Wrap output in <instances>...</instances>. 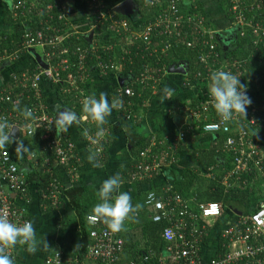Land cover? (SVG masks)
Masks as SVG:
<instances>
[{"label":"built area","instance_id":"built-area-1","mask_svg":"<svg viewBox=\"0 0 264 264\" xmlns=\"http://www.w3.org/2000/svg\"><path fill=\"white\" fill-rule=\"evenodd\" d=\"M9 5L14 19L21 18L23 22L27 19V10L24 2L20 0H3ZM92 7L95 22L90 24L88 32L90 43L85 47L77 45L73 51L75 60L62 57L54 61L56 50L61 42L72 34L80 33L64 30L62 33L55 30L52 25L45 27V31H53L45 34L43 29L22 28L23 34L10 55L1 57L0 61H14L19 59L20 53H28L35 49L40 53L45 66L37 62L31 69L20 72L12 77V88H0V118L7 123L6 131L18 129L33 135L37 130L40 132L39 139L43 142L40 149L22 150L17 152L19 157L30 161L35 171L47 175L48 180L41 186L40 199L56 207L64 192V187L58 180L54 168L56 166H69L75 171L78 159L75 152L74 141L63 132L56 131V122L49 113V105L42 96L41 83L49 85L58 84L63 93H80L83 95L84 85L89 79L92 70L98 76L109 74L119 75L126 65H131L136 57L143 60L142 69L132 76L126 77L124 86L118 87L116 93V107L125 118L136 117L129 112L130 100L125 98H141L146 88L155 89L163 76L166 74V66L162 62V56L169 50L170 44L157 48L153 41L156 32H162L169 37H174V43L183 45L185 48L196 52V80L204 75L209 83L210 75L217 71H226L238 75L243 68V63L228 58L217 60L218 53L214 51L216 46L215 30L207 25L204 16L199 12L181 14L178 3L182 0H141L144 6L151 10L160 7V13L155 18L135 25L125 18H117L114 13L105 7L103 0H86ZM166 1V3H163ZM228 12L233 26L238 29L239 36L252 37L253 43L264 41V25L254 17L247 16L246 12L252 10L247 0H226ZM59 3V9L64 10L66 0H55ZM161 3L164 7L161 6ZM49 4L47 9H51ZM19 11V12H18ZM259 21V22H258ZM106 26L117 35L123 36L122 43H102L98 33L94 30L100 26ZM72 28V27H71ZM191 35V39L188 38ZM81 35V34H80ZM84 35V34H83ZM95 38V39H94ZM102 54H108L104 57ZM94 57V64L90 65L86 59ZM212 57H209V56ZM148 56V57H147ZM30 70V71H29ZM131 72V69H130ZM245 72V71H244ZM125 77V76H124ZM187 80V79H186ZM151 83V84H150ZM248 83V80H247ZM138 87L137 92L134 88ZM15 88L19 89L14 92ZM84 96V95H83ZM195 109L187 102L184 112L192 119L202 121L201 130L206 127L214 129L209 134L225 135L223 150L230 157V166L224 168L220 183L225 189L231 187H247L260 182L262 193L256 202L255 209L250 213H238L226 228L216 235V245L221 240V250H214L207 256L210 244L211 230L209 221L220 216V205L214 201L202 202L198 199L196 192L187 195L176 191L171 184H165L159 192L149 191L146 193L143 206L145 216L154 223H163L161 240L163 248L161 255L155 259V264H264V153L259 145L258 136H255L254 127L259 118L264 120V107L259 110L256 105L246 109L243 115H234L232 120L224 122L216 115L211 119L210 115L215 111L210 93ZM29 100L27 109L32 116L27 122L23 121L19 113L20 99ZM8 105L4 108V105ZM86 122L94 123L88 116L84 117ZM196 124L185 123L177 136L169 140L151 137L150 142L141 149L131 166L130 178L132 182H143L152 179L161 173L167 160H172V154L179 142L185 139V135L192 131ZM88 129L85 133V142L89 144L94 153H102V143L105 141L101 130L98 133ZM255 172L254 174H251ZM213 179L215 175L210 173ZM152 199H149V197ZM30 197L26 178L19 168V163L13 155L5 148H0V216H5L10 222L23 225L29 220L26 218L25 204ZM18 201L22 204L18 205ZM133 216H137L134 213ZM89 230V243L86 247V258L96 260L101 264H135L134 260L121 263L123 240L119 232H111L107 224L100 220H93V215L87 217ZM207 239V243L205 240ZM218 240V241H217ZM0 254L13 257V247L0 246ZM85 260V258H84ZM84 260L74 258L67 260L61 252H55L47 256L44 264H84ZM149 260L144 255L142 262Z\"/></svg>","mask_w":264,"mask_h":264},{"label":"crops","instance_id":"crops-1","mask_svg":"<svg viewBox=\"0 0 264 264\" xmlns=\"http://www.w3.org/2000/svg\"><path fill=\"white\" fill-rule=\"evenodd\" d=\"M112 1L113 4H115V8V6L124 0ZM188 1L194 2V5L200 4L204 11L208 13V16H205L208 21L210 20V22H213L216 20L214 16L220 11L221 5L218 0H185V2ZM64 8L65 12L63 16L69 23V27L85 35L89 29V22L83 0H66ZM4 15L5 10L1 6L0 34L6 35L17 32L19 26L5 21L3 18ZM131 21L132 23L135 22V25H142L146 20L143 18L139 20L138 15H135L131 18ZM214 30L217 31L221 38L225 37L224 42L228 44L230 40L229 37L234 33V26L228 25L226 21L223 22L222 26L218 28L214 27ZM228 31L231 33H228ZM86 36L91 37L90 35ZM35 61V57L33 58L31 54H28L18 62L13 63L10 71L17 72L31 69ZM130 75L131 74L126 75L123 78L125 79ZM121 78L122 77L117 74H112L104 79H93V85L97 91V98H99L101 93H104L109 99V102L112 103L113 94H110V91L113 85L118 83V80ZM186 79V77L178 74L167 73L164 75L157 87L150 90V96L144 98L142 106L137 109V118L133 120L134 127L131 126L128 128L126 126H121L119 119L123 117V115L119 112L116 113L113 109L111 115L105 118L103 125L98 126L96 122H86L84 117L87 115L84 113L81 115L83 118L82 122H74L68 128L67 132H63L74 141L78 163L74 172L70 170L69 166H56L54 168L58 180H60L64 187V192L58 204L59 206L57 205L58 207L51 206L49 202L40 199L41 186H39V176L36 173L32 176H27L26 173L34 171V168L32 167V163L26 160V158H24V160L21 159L20 167L24 178H26L30 194L28 201L25 204L23 203V206H25L26 209V218L33 224L36 233V241L35 251H29V245L17 243L15 246H12V259L14 264H44L45 258L53 255L55 252H61L65 259L71 260L75 257L78 258V254L81 251H84L82 255V260L85 258L83 261L84 264H101L96 260L86 258L85 247L88 245L86 240L90 239L83 238L81 231L83 225L80 224L78 215L82 213V207L85 206L86 209L84 213L87 222H85V226L89 228L90 225L88 224L87 217L93 215L92 209L94 205L100 202L98 200L97 191L101 183L109 177L116 176L117 174L119 175L121 180L119 192H127L131 197V203H134L137 197H142L144 200L146 193L149 191L159 192L165 184H171L176 191H179V187L177 188L176 186H179L180 181H183L184 177H190L191 179V186L188 188L187 194L192 191L196 192L198 195V193L201 194L200 192H204L209 186L212 179L210 173L215 176L218 174L222 176L225 165L224 158H228L223 150L224 139L215 143V136L207 133L208 135L206 134L203 136V140H201L202 143L199 144L200 147L196 145L199 140L197 142L193 139L186 140V134L184 139L186 145L183 147L178 146L172 154L173 159L166 161L167 164L157 176L145 180L146 182L143 181V183L129 180L131 172L129 165L133 160L129 154V147L137 138H140V136L142 137V135L154 133L163 140L165 139L168 141L177 136L185 123L197 125L198 121L187 116L183 109L184 103L191 102L190 97L195 92L192 81ZM42 85V96L44 95L43 98L45 97L44 99L47 100L50 112L53 116H55L60 108H71L70 104L72 101L81 106L83 100L87 98L85 90L83 92L84 96H81L80 93H63L59 91L60 94L65 96V100L67 99L65 101L57 97L55 90L49 84L44 83ZM165 88L171 90V98L162 102L161 98ZM206 90L207 91L203 93H209V83L206 84ZM63 102H70V104H63ZM179 111L183 112V117L179 115ZM216 115L217 113L214 111L210 115V118L214 119ZM257 122L260 123V121ZM88 129L91 131L90 134L93 132L98 133V131L101 130L105 139L102 143V153H94L93 150L90 149L89 144L85 142V133ZM254 130L255 136L260 138V136L257 135L259 133H257L256 127H254ZM13 134L12 136L16 138V133L13 132ZM38 149H40V147L35 150ZM198 151H201L200 154L206 158L210 151H213L216 155L218 154V156L215 162H209L208 157V159L204 158V161L199 164ZM90 155L94 157L92 161L88 159ZM126 169V174H123L122 172ZM256 183L251 187L254 185L260 186L259 182ZM261 189L262 188L259 187V191H255L253 198L254 205H256V202L261 197ZM117 194L118 193H114L112 199H115ZM17 204H22V201H18ZM238 211L239 209H237V207H234V209L231 208L228 210V213H224L218 219L209 221V225H212V230L208 248L213 249L215 247L216 235L230 224L234 218L233 214L237 215L240 213ZM84 244L85 247H83ZM212 252L213 250H209L205 252V254L209 256ZM128 254L129 252H126L125 259H128ZM128 261L129 260H125V262Z\"/></svg>","mask_w":264,"mask_h":264},{"label":"trees","instance_id":"trees-1","mask_svg":"<svg viewBox=\"0 0 264 264\" xmlns=\"http://www.w3.org/2000/svg\"><path fill=\"white\" fill-rule=\"evenodd\" d=\"M24 2L25 9L27 10V17L26 21L23 22L21 18L14 19L11 12H9L8 8L9 5L3 1L0 0V7L4 8L5 10V15L3 16L4 20L11 23V24H16L19 26V29L17 32L13 34H0V58L1 57H6L10 55L13 51H15L16 44L20 41V36L23 34L21 30V25L23 24L22 28H29L30 30L35 28V29H43L45 34H52L53 31L49 30L48 32L45 31V27L48 25H52L55 30L60 31L62 33L64 30L70 29L69 31H74L73 28L69 27V23L66 21V19L63 16V13L65 12L64 10H60L59 7L60 5H57L59 3H55V0H20ZM105 7L107 9H110L114 15L117 18H125L129 22H131V18L134 17L135 15H138V19L141 20L142 18L145 19L146 21L151 20L152 18H155L157 14L160 13V7L156 6L151 10H148L144 4L143 1L141 0H133L135 3L136 10L133 14L130 15H122L119 12L114 11V5L112 0H103ZM249 3V6H252V10H248L246 12L247 16H252L254 17L253 23H257V19L260 20V23L264 25V0H247ZM14 2H16L14 0ZM220 2V11L215 17L216 20L213 22L208 21L210 25L213 27L218 28L219 26L223 25V22H228V25L233 26L232 24V19L229 15L228 12V4L226 0H218ZM163 3H166V1H163ZM52 5L51 9H47L48 5ZM85 12L88 17V22L89 25L95 22V15L93 13V9L91 5L86 1L83 0ZM194 2H185V0H182L180 3H178L179 11L181 14H189L191 12H199L203 16H208V13L204 11V9L201 7L200 4L194 5ZM161 6L164 7V5L161 3ZM222 7V8H221ZM19 12V11H18ZM259 22V21H258ZM135 23V22H134ZM23 28V29H24ZM94 33H98V36L95 37ZM188 38L191 39V35L188 34ZM93 36L95 38L101 39L103 42L102 43H122L124 40L123 36L117 35L113 30H108L107 27L100 26L98 29L94 30ZM94 38V39H95ZM219 39L221 37L219 36ZM252 37H243L241 38L238 33V29L234 27V38L233 40L229 43L226 44L222 40H215L216 46L214 48V51L218 53V59L225 60L228 58H233L236 59L240 62L243 63V68H245V72L241 70L239 72V81L242 85H244V90L246 91L247 96L250 98L251 103L253 105H256L259 114H260V109L264 107V41L259 42L254 44L253 43ZM174 37H169L166 34L162 32H156L153 36V41L156 43L157 48H160L164 46L165 44H170L169 50L166 52L164 56H162V62H164L166 68L170 64L177 63L180 61H186L189 67V73H188V78L192 83L194 84V90L195 92L191 95V102H190V107L191 108H196L199 105V102L204 99V96L206 93H203L206 90V84L208 83L207 80H201L202 78H205L204 75L199 77L197 80L194 77V73L196 72V60H195V55H196V50L193 51L191 49L185 48L183 45L176 44ZM90 43V40L86 35L83 34H72L68 37H66L60 44V47L56 50V54L54 56V61H58L60 58L65 57L69 58L70 60H75L76 55L73 56V51L77 45H80L81 47H85ZM40 53L36 51L35 49L29 50L28 53H20L19 54V59L16 61H0V88H12V82L13 79L12 77L14 75L19 74L22 71H14L11 72L10 68L13 65V63L18 62L20 59L25 57L28 54H31V56L34 58V54ZM104 57L108 54H102ZM148 57V56H147ZM209 57H212L211 55ZM90 65L94 64V57L89 56L88 59H86ZM9 63V64H8ZM142 64L143 60L138 56L133 60V63L131 65H126V67L123 69V71L119 74V76H126L129 74H132V72L138 73L142 69ZM131 69V72H130ZM30 71V70H29ZM234 71L231 70V74H233ZM112 74L106 75V76H98L97 72L95 70L91 71V74L89 76V79H87L86 82H89V85L86 84L84 85V90L87 94V97L89 96H95L97 98V91L95 90V86L93 85V79L98 78V79H104L107 76H110ZM238 76V75H236ZM4 78V79H3ZM248 80V83H247ZM41 83L40 86H43ZM151 84V83H150ZM56 92L57 97L60 99L65 100V96L60 94V86L58 84L56 85H50ZM124 86V84H123ZM119 87V83H115L110 91V94H113V101L112 103L117 104L116 102V93L115 90L116 88ZM138 87H135L134 90L137 92ZM19 89L15 88L13 90L14 92L18 91ZM150 89L146 88V90L143 92V98L149 97L150 96ZM44 96V95H43ZM45 98V97H44ZM98 99V98H97ZM125 101L128 99L130 102H132L134 105H130L129 107V112L136 113L137 109L142 106V101L136 97H130V98H125ZM142 99V98H141ZM67 100V99H66ZM65 100V101H66ZM47 102V100L45 99ZM48 103V102H47ZM70 104V102H68ZM67 102H63V104H67ZM251 103L246 106V108H249L251 106ZM29 104V100H26V98H21L20 99V104H19V113L23 118L24 122H27L30 120V118H24L22 113L25 108H27ZM71 108L68 107L69 109L73 110L76 114L77 117L81 116L84 114L82 105L79 106L78 103L73 102L70 104ZM4 108H7L8 105H4ZM116 113H118V110L114 108ZM180 110V109H177ZM180 112V113H179ZM179 115L183 117V112L179 111ZM49 113L50 108H49ZM85 115H87L85 113ZM243 115V114H242ZM245 118L244 116L242 119ZM215 119V118H214ZM133 118H125L124 116L119 119L121 126H126V127H134L133 124ZM257 121H260L258 123ZM256 121V129H257V135L260 136L259 140V145L261 146L262 150L261 152L264 153V120H260L257 118ZM201 123L202 121L197 122V125L195 128H193L192 131L188 132L186 135V140L193 139L195 142L198 140V144L196 145L198 147L203 140V136L206 135L207 133H204L201 131ZM133 129V128H132ZM6 131V129H5ZM13 132L16 133V138H14ZM40 132L37 130L33 135H27L26 132H20L17 129H12L10 130V139L12 140V143L10 142L8 145H6L4 148L10 151V153L13 155L15 160L19 163V168L21 164V159L16 151L15 148L22 143L26 149L32 150L39 148L43 142L39 139ZM208 135V134H207ZM218 136L215 137L217 143L219 140H223L225 138V135L222 134H217ZM212 136V135H211ZM149 135H142L140 138H137L132 144H130L129 147V154L132 157V161L129 165L130 169L131 166L134 162V158H136L139 150L143 149L149 142ZM202 137V138H201ZM170 143V142H168ZM185 140H182L179 142L178 146L183 147L185 146ZM176 147V149L178 148ZM199 152V157L198 161L199 164H201L206 158L205 156H202ZM227 157L229 156L228 154H225ZM218 154H214L213 151H210L208 157V161L210 162H215L217 159L216 157ZM24 160V159H22ZM225 165L224 168H228L230 166V157L224 158ZM128 167V168H129ZM164 168V166H163ZM162 168V169H163ZM126 170H124L122 173L126 174ZM38 174L39 179H40V184L39 186H42L46 181L48 180L47 175L42 174L37 171H32L26 173L27 176H32L34 174ZM255 172H252L251 174H254ZM193 176V175H192ZM191 176V178H192ZM220 178L221 174H218L215 176L213 179H211L209 186L207 187L204 192H200L201 194L198 193V199L202 202L206 201H214L217 202L220 205V216H222L224 213H228V210L231 208L234 209V207H237L239 209L238 212L240 213H250L255 209L254 205V195L255 191H259V185L256 186L254 185H249L247 187H231L229 189H225L222 184L220 183ZM146 182V181H145ZM143 183V182H142ZM257 184V183H256ZM260 184V182H259ZM191 186V179L190 177H184L183 181H180L179 186H176L179 191L186 195L188 192V188ZM258 187V188H257ZM261 188V187H260ZM262 190V189H261ZM262 193V191H261ZM260 193V194H261ZM143 198L137 197L135 202L132 203L133 206L139 205L140 207L136 208V210L132 213L129 214V218H126L125 221L123 222L122 229L120 230V237L123 240V249H122V254H121V263H124L125 260H134L135 264H155V259L157 256L161 255V251L163 248L162 240H161V231L163 228V223H154L151 222L146 216V210H144L143 206ZM142 201V205H141ZM59 206V205H58ZM57 206V207H58ZM86 207H82V213L78 215L80 219V224L83 225L81 227L82 235L83 238L88 239L89 238V230L91 227L88 228V226H85L86 222V215L84 213ZM134 213L137 214V216H133ZM219 216V217H220ZM233 216H235L233 214ZM219 217L215 218L218 219ZM213 219V220H215ZM87 223V222H86ZM211 229V227H210ZM218 241V240H217ZM87 244L89 243V240H86ZM205 243H207V239L205 240ZM221 240H219L217 246H215L213 249L208 248L207 250H217L219 253V250H221L220 247ZM85 247V244L84 246ZM86 248V247H85ZM126 252H129L128 254V259H125ZM84 251L80 252L78 254V259L82 260V255ZM144 255L149 256V260L147 262H142V258ZM63 256V253H62ZM264 259V255H263Z\"/></svg>","mask_w":264,"mask_h":264},{"label":"clouds","instance_id":"clouds-1","mask_svg":"<svg viewBox=\"0 0 264 264\" xmlns=\"http://www.w3.org/2000/svg\"><path fill=\"white\" fill-rule=\"evenodd\" d=\"M204 18L207 21L208 27L214 30V27H212L210 23H208V20L206 19L205 16ZM215 37L217 41L221 40L219 39V34L217 33V31L215 32ZM88 39L90 40V38ZM222 41H225V38ZM229 43L230 41L228 42V44ZM35 55H38V53L34 54V57L36 59L35 62H37V58ZM169 66H167L166 68V74ZM186 66H187L186 74L184 76L183 75L181 76L189 79L188 78L189 67L187 62H186ZM121 77L122 78L120 80L122 81V84H119V87L125 84V80L123 78L124 76ZM238 77L239 76L233 75L226 71H217V72H213L210 75V80H209L210 98L213 102V108L215 112L224 122L231 121L234 115L243 114V116L245 117V111L246 109H248L246 108V106L251 103L250 98L247 96L246 91L244 90V85L240 83ZM120 80H118V83ZM170 92L171 90L168 88H165L163 90L164 94L161 98L162 102L165 101L166 99L171 98ZM141 98L138 99H140L143 103L144 101L143 95L141 96ZM186 104L184 103L183 107H185ZM131 105L134 104L131 102ZM115 107H116L115 103H110L109 99L104 93H101L98 99L95 96L87 97L83 100V104H82L83 112L86 113L87 116L92 121H95L98 126L104 124L105 118L111 115ZM133 114L136 115V117L134 118L136 119L137 114L136 113ZM22 115L24 118L27 119L32 116V112L30 109L25 108ZM53 117L55 120V116ZM77 119H78L77 114L72 110L70 109H64V111L59 110L55 121L56 131L60 133L67 132L68 128L74 122H76ZM6 128H7V123L5 119L0 118V148H4L10 142L12 143V140L10 139V135H9L10 131H5ZM204 131L213 132L214 129L206 127ZM149 136H150L149 142L151 137L153 136L156 137L157 139L161 138L154 133L149 134ZM213 136L216 137L218 135L214 134ZM168 141L166 142L168 143ZM25 148L26 147L22 143H20L17 146L16 151L22 154V150H24ZM93 158L94 157L92 155L88 157L89 161H92ZM120 185H121V180L118 174L116 176H112L105 179L101 183L97 191L98 200L100 202L95 204L92 209L93 220L95 221L98 219L106 223L110 231L113 233L119 232L122 229V225L125 219L129 218V214L134 212L136 208L140 207L139 205L133 206V204L131 203V197L127 192H119ZM114 193H118V194L115 196V199H112ZM149 199H152V197L150 196ZM35 241H36V233L31 221L25 222L23 225H17L10 222L5 216H0V246L9 247V246H15L17 243H19L21 245H29L28 250L35 251ZM0 264H14V262L9 255L0 254Z\"/></svg>","mask_w":264,"mask_h":264},{"label":"water","instance_id":"water-1","mask_svg":"<svg viewBox=\"0 0 264 264\" xmlns=\"http://www.w3.org/2000/svg\"><path fill=\"white\" fill-rule=\"evenodd\" d=\"M135 10H136V7H135V3L133 2V0H124L123 2L115 6L114 8V11L119 12L122 15L133 14ZM35 56L37 58V62L39 63V65L44 67L45 64L43 63L40 55H35ZM186 71H187L186 61H180L176 64H171L167 69V73L169 74H178V75H183V76L186 74ZM119 84H122L121 80ZM64 109H68V108L64 107V108H60L59 110L64 111ZM59 110L55 114V121H56V117L58 115Z\"/></svg>","mask_w":264,"mask_h":264},{"label":"flooded vegetation","instance_id":"flooded-vegetation-1","mask_svg":"<svg viewBox=\"0 0 264 264\" xmlns=\"http://www.w3.org/2000/svg\"><path fill=\"white\" fill-rule=\"evenodd\" d=\"M224 38L225 37H222L221 40H223ZM233 38H234V33H232V35L229 37V39H230L229 41L231 42L233 40Z\"/></svg>","mask_w":264,"mask_h":264},{"label":"rangeland","instance_id":"rangeland-1","mask_svg":"<svg viewBox=\"0 0 264 264\" xmlns=\"http://www.w3.org/2000/svg\"><path fill=\"white\" fill-rule=\"evenodd\" d=\"M213 27H214V26H213ZM228 33H231V32L228 31ZM82 119H83L82 116H79L77 121H78V122H82Z\"/></svg>","mask_w":264,"mask_h":264}]
</instances>
